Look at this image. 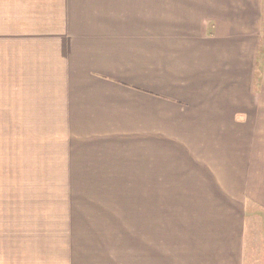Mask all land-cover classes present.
Returning a JSON list of instances; mask_svg holds the SVG:
<instances>
[{
    "label": "crops",
    "instance_id": "crops-1",
    "mask_svg": "<svg viewBox=\"0 0 264 264\" xmlns=\"http://www.w3.org/2000/svg\"><path fill=\"white\" fill-rule=\"evenodd\" d=\"M64 6L73 21L40 47L39 61L50 66L38 69L41 78L64 81L65 101L109 123L100 126L144 121L178 160L191 154L185 160L205 184L208 204L194 206L204 212L176 264H264V81L257 78L264 0Z\"/></svg>",
    "mask_w": 264,
    "mask_h": 264
},
{
    "label": "rangeland",
    "instance_id": "rangeland-1",
    "mask_svg": "<svg viewBox=\"0 0 264 264\" xmlns=\"http://www.w3.org/2000/svg\"><path fill=\"white\" fill-rule=\"evenodd\" d=\"M64 7L0 0V264H176L205 184L144 121L104 127L41 78L40 47L73 21ZM257 72L260 84L264 16Z\"/></svg>",
    "mask_w": 264,
    "mask_h": 264
}]
</instances>
